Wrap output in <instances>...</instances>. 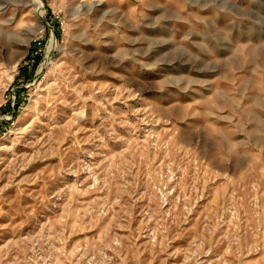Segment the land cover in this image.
Listing matches in <instances>:
<instances>
[{
	"label": "rangeland",
	"instance_id": "obj_1",
	"mask_svg": "<svg viewBox=\"0 0 264 264\" xmlns=\"http://www.w3.org/2000/svg\"><path fill=\"white\" fill-rule=\"evenodd\" d=\"M0 264H264V0H0Z\"/></svg>",
	"mask_w": 264,
	"mask_h": 264
},
{
	"label": "bare ground",
	"instance_id": "obj_2",
	"mask_svg": "<svg viewBox=\"0 0 264 264\" xmlns=\"http://www.w3.org/2000/svg\"><path fill=\"white\" fill-rule=\"evenodd\" d=\"M51 40H53V37H51ZM14 64H16V62Z\"/></svg>",
	"mask_w": 264,
	"mask_h": 264
},
{
	"label": "trees",
	"instance_id": "obj_3",
	"mask_svg": "<svg viewBox=\"0 0 264 264\" xmlns=\"http://www.w3.org/2000/svg\"><path fill=\"white\" fill-rule=\"evenodd\" d=\"M37 57H38V55L35 56V58H37Z\"/></svg>",
	"mask_w": 264,
	"mask_h": 264
},
{
	"label": "built area",
	"instance_id": "obj_4",
	"mask_svg": "<svg viewBox=\"0 0 264 264\" xmlns=\"http://www.w3.org/2000/svg\"><path fill=\"white\" fill-rule=\"evenodd\" d=\"M38 43H40V41Z\"/></svg>",
	"mask_w": 264,
	"mask_h": 264
},
{
	"label": "crops",
	"instance_id": "obj_5",
	"mask_svg": "<svg viewBox=\"0 0 264 264\" xmlns=\"http://www.w3.org/2000/svg\"><path fill=\"white\" fill-rule=\"evenodd\" d=\"M244 28H246V27H244Z\"/></svg>",
	"mask_w": 264,
	"mask_h": 264
}]
</instances>
